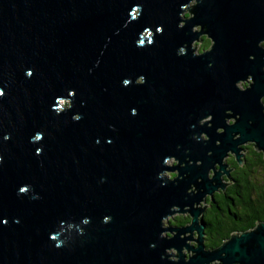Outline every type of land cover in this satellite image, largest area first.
<instances>
[{
    "label": "water",
    "instance_id": "obj_1",
    "mask_svg": "<svg viewBox=\"0 0 264 264\" xmlns=\"http://www.w3.org/2000/svg\"><path fill=\"white\" fill-rule=\"evenodd\" d=\"M263 99L264 0H0V264H264L200 219Z\"/></svg>",
    "mask_w": 264,
    "mask_h": 264
},
{
    "label": "trees",
    "instance_id": "obj_2",
    "mask_svg": "<svg viewBox=\"0 0 264 264\" xmlns=\"http://www.w3.org/2000/svg\"><path fill=\"white\" fill-rule=\"evenodd\" d=\"M205 38V36H202L200 39L202 41L200 44V50L207 48V46H203ZM252 159H255L257 161L256 163H263L262 157L256 156L255 154L252 155L251 159L249 157L244 164L246 167V175L240 178H234V180H236L234 185L235 191L232 193V197L240 200L238 205L244 207L247 206V210L238 213L228 209V205H232L233 203V200L229 197L231 196L229 193H221L218 196H215L213 202L216 203V205L213 206L212 212H210L207 217L203 216L204 235L206 237L205 246L207 248L217 247L231 234L250 230L257 222L264 221V212L260 211L258 214H255V200L252 198L253 193L249 191L254 179L252 172L256 169ZM237 165V162L233 163V166ZM220 211H223V213L221 214Z\"/></svg>",
    "mask_w": 264,
    "mask_h": 264
},
{
    "label": "flooded vegetation",
    "instance_id": "obj_3",
    "mask_svg": "<svg viewBox=\"0 0 264 264\" xmlns=\"http://www.w3.org/2000/svg\"><path fill=\"white\" fill-rule=\"evenodd\" d=\"M207 38V37H206ZM208 44H207V48L208 49L211 45L209 39L207 38ZM243 88H245L246 86H248V84H243L242 85ZM264 102V99H263ZM255 154L256 156L262 157L263 159V155L261 152L257 151L254 146L252 144H248L246 146H244V151H243V158L241 159L243 161V164L241 165H237V166H233V163L236 162L235 157L233 155H230L227 159H226V163L228 164V168L227 170H230L229 175L231 180L229 181V185L226 187L225 191L222 192H217L214 194L215 196H218L221 193H229V196L232 200L233 203L232 205H228V209H231L234 212H244L245 210H247V206H239L238 204L240 203V200L238 198H234L232 197V193L235 191V182L236 180H234L235 177H243L246 175V167H245V161L247 159H251L252 155ZM253 160V164L254 167L256 166V171L257 173L261 174V177H264V161L263 163L258 162L255 159ZM256 172H252V175H255ZM172 175V176H171ZM170 177H174L173 174H171ZM224 180L226 181V178L224 177ZM190 191H195L194 188H192ZM249 191L253 193L252 198L255 200L254 202V207L256 208V212L255 214L259 213L260 211L264 212V179L260 180H256V178L253 179V184L252 187L249 188ZM214 197L213 200H209V198L207 197L204 201L203 204H205V206H207L206 211L204 212V214L200 217V219L202 220V223L204 224V218L203 216L207 217L210 212H212V208L213 206L216 205V203H214ZM221 214L223 213V211H220ZM228 216L230 217V215L228 214ZM191 218L188 215V213L185 214H175L173 216H171L166 222L165 224L168 225V227L171 228H175V227H183L186 226L188 224H190ZM256 225V224H255ZM206 237L204 235V241H205ZM205 243V242H204ZM193 244V243H192Z\"/></svg>",
    "mask_w": 264,
    "mask_h": 264
},
{
    "label": "rangeland",
    "instance_id": "obj_4",
    "mask_svg": "<svg viewBox=\"0 0 264 264\" xmlns=\"http://www.w3.org/2000/svg\"><path fill=\"white\" fill-rule=\"evenodd\" d=\"M193 5V3H191V6ZM185 16H188V13H185ZM210 41V40H209ZM201 40L200 41H198V42H196V43H194L193 44V48H194V52L195 53H199V52H201L202 50H200V44H201ZM210 43H211V41H210ZM207 44H208V41H207V39L205 38L204 39V41H203V46H207ZM202 46V45H201ZM204 48V47H203ZM243 84H245V83H242V84H239V87H243L242 85ZM67 105H68V102H66V101H63L62 102V108H65V107H67ZM169 165H172V164H174V162H170V163H168ZM253 169H255V168H253ZM254 172H256V174L254 175V178H256V180H262V179H264V177L262 178L261 177V174H259V173H257V171H256V169L254 170ZM170 173L168 174V176L170 177ZM253 179V178H252Z\"/></svg>",
    "mask_w": 264,
    "mask_h": 264
},
{
    "label": "snow or ice",
    "instance_id": "obj_5",
    "mask_svg": "<svg viewBox=\"0 0 264 264\" xmlns=\"http://www.w3.org/2000/svg\"><path fill=\"white\" fill-rule=\"evenodd\" d=\"M149 35H151V34L149 33ZM37 139H39V137H37Z\"/></svg>",
    "mask_w": 264,
    "mask_h": 264
}]
</instances>
